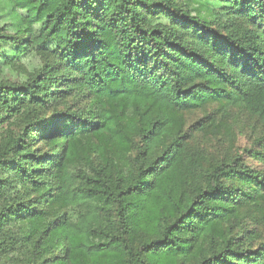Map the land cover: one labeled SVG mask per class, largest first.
I'll use <instances>...</instances> for the list:
<instances>
[{
  "label": "trees",
  "instance_id": "obj_1",
  "mask_svg": "<svg viewBox=\"0 0 264 264\" xmlns=\"http://www.w3.org/2000/svg\"><path fill=\"white\" fill-rule=\"evenodd\" d=\"M13 2L43 62L0 81V264H264V173L182 114L242 107L264 165V0Z\"/></svg>",
  "mask_w": 264,
  "mask_h": 264
},
{
  "label": "rangeland",
  "instance_id": "obj_2",
  "mask_svg": "<svg viewBox=\"0 0 264 264\" xmlns=\"http://www.w3.org/2000/svg\"><path fill=\"white\" fill-rule=\"evenodd\" d=\"M197 10L205 8L194 2ZM13 0H0V23L7 24L10 31L18 25ZM43 57L35 50L16 55L11 45L0 48V81H22L28 73L41 66ZM184 127L192 133L190 143L193 149L205 152L207 157L228 159L237 150L242 151L244 162L264 173V165L253 155L259 149L254 140L259 135L262 124L240 106H224L218 102L202 108L182 111ZM250 149L251 152H243Z\"/></svg>",
  "mask_w": 264,
  "mask_h": 264
}]
</instances>
